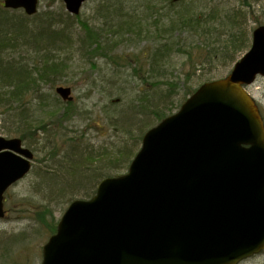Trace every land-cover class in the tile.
Returning a JSON list of instances; mask_svg holds the SVG:
<instances>
[{
  "label": "water",
  "instance_id": "obj_1",
  "mask_svg": "<svg viewBox=\"0 0 264 264\" xmlns=\"http://www.w3.org/2000/svg\"><path fill=\"white\" fill-rule=\"evenodd\" d=\"M87 1L63 0L72 15ZM39 3L4 0L29 16ZM258 76L264 26L227 77L202 84L145 134L126 174L70 204L42 264H241L264 251V121L246 91ZM57 92L73 100L70 88ZM33 159L21 139L0 136V219Z\"/></svg>",
  "mask_w": 264,
  "mask_h": 264
},
{
  "label": "trees",
  "instance_id": "obj_2",
  "mask_svg": "<svg viewBox=\"0 0 264 264\" xmlns=\"http://www.w3.org/2000/svg\"><path fill=\"white\" fill-rule=\"evenodd\" d=\"M188 1L101 0L95 26H92L62 7L28 16L22 10L5 9L0 0V131L17 136L25 143L33 135L32 129L36 131L42 124L40 119L32 116L33 110L41 111L49 119L39 128L44 129L45 138L52 141L48 143L50 149L46 160L40 162L43 167L37 175L42 180V187L37 191L38 195H49L51 200L58 201L57 205L64 201L67 206L75 200V192L77 195L83 193L79 194L83 196L80 199H90L96 194L99 183L111 177L106 166L120 163L118 160L107 163L106 154L88 148L83 150L80 140L64 132V124L71 123L77 112L73 107L75 98L72 102H64L56 89L60 100L54 102L59 106L49 105L46 102L49 97L46 101L43 95L39 97L42 84L54 87L63 78L72 58L67 56L68 59L61 60V56L78 50L92 70L107 67L110 77L102 76L104 79H96L93 85L98 87L96 82H99L102 94L106 86L114 90L107 94L114 109L126 99L122 91L125 86L121 83L125 71L126 76L144 86L131 100L137 107L129 108L161 122L169 115L159 104L163 101L171 105L176 89L170 80L166 81L167 67L174 57L188 59L191 67L188 77L191 78L200 69L211 73L221 67H233L241 57L239 54L250 47L248 13L242 20L240 13L249 3L243 1L239 7L242 10L211 8L198 12ZM183 35L193 41H182ZM133 42L138 45L150 42L152 45L145 43L148 45L138 54L120 50L123 44ZM165 85L172 87H168L167 92L161 91ZM195 90L186 94L184 102ZM61 109L64 122L60 125L51 123ZM122 117L116 119L117 124H126ZM49 126L53 131L47 132ZM121 149L119 155H131L130 149ZM43 207L41 214L53 211L50 205ZM58 222L52 227V234L56 232Z\"/></svg>",
  "mask_w": 264,
  "mask_h": 264
},
{
  "label": "rangeland",
  "instance_id": "obj_3",
  "mask_svg": "<svg viewBox=\"0 0 264 264\" xmlns=\"http://www.w3.org/2000/svg\"><path fill=\"white\" fill-rule=\"evenodd\" d=\"M100 1L101 0H89L86 2L79 17L82 20L88 21L92 26H95V20H97L98 17L97 9ZM197 1L199 2L196 3V0H189L188 2L192 3L198 12L211 8L222 10H232L233 8L241 9L239 7L242 6L243 1L249 3L247 5L248 7L245 10L241 9L242 12L240 13L241 20L245 17V13H248L250 41L252 39V31L260 26H264V0ZM61 7L66 12L65 4L62 0H41L39 11L42 12L50 9L60 10ZM181 38L184 42L193 41L192 38L188 39V36L186 37L183 35ZM134 43L135 42L131 44L125 43L120 50L126 52V54H138L145 45H152L150 42H144L140 45H138V42H136L135 45ZM198 44L199 43L196 45ZM249 48L250 47L244 49L239 55L243 56ZM67 56L71 57L72 61L64 71L63 78L54 87L52 84H42L41 88L43 91L40 93L39 97L43 95L44 101L49 97V100L46 101L49 105H58L54 101L58 102L60 97L55 93V89L60 86L70 87L72 89V96L75 98L73 107L77 112L74 113V119L71 123L64 124V132L69 137L80 140L83 150L84 148H88V150L106 154L108 158H106L108 160L107 163L112 160L120 161V163L118 162L112 166L107 165L106 171L110 173L111 176L123 175L128 172L131 162L142 146L141 138L144 136L143 134L159 124V122L152 117L146 118L144 115L137 113L133 108L132 110L129 108L131 106L137 107V104L134 105V103H131V100H134L144 86L141 83L138 84V82H134V79H130L129 75L126 76L125 71L122 72L123 78L121 83L125 86L122 91L126 99L119 107L114 109L107 99V94L112 93L114 90L112 88L108 89V86H106L102 94L100 91L101 84L96 82L98 87H94L93 85L96 79L102 80L104 77H110L107 67L92 70L85 64L83 56L80 55L78 50H75L72 54L61 56V60L68 59ZM187 60L188 59L182 56L174 57L172 63L167 67L166 81L170 80L176 89L174 90L175 92L172 100L170 98L172 104L170 105L162 101L163 104L160 103L159 106L162 107V109L165 108L164 110L168 115L174 114L180 109V104L182 102L184 103L186 94L190 90L197 89L202 83L207 81V78H211L209 81L224 78L232 69V67H221L213 70L211 73L209 70L201 71L200 69L196 75L189 78L188 75L191 71V67L188 65ZM117 87L116 88L119 89V85ZM168 87L172 86L165 85L162 86L160 90L166 91ZM247 90L252 97L255 98L264 119V77H258L256 82L249 86ZM157 92H159V90H157ZM31 108L32 110L34 109L33 106ZM112 110L115 112H111ZM63 112L64 111L61 109L57 116L51 119V123L57 125L62 124L64 122ZM32 116L35 117V119H40L42 124L43 121H49L48 117L45 116L44 113H41V111L37 112L33 110ZM121 117L126 119L125 125H123V123L120 125L117 124L116 119H120ZM141 123H146V125L144 126V124L142 125ZM42 124L40 126H43ZM40 126L36 131L32 129L33 135L24 143L25 147L34 151L35 154V166L33 171L24 180L13 186L6 195V216L0 219V264H41L43 246L47 243L50 236L53 235L51 231L55 222L60 220L68 207L64 201H59L60 204L57 205L58 201L51 200L49 195L43 196L42 193L40 195L37 194V191H40L42 187V180L37 175L43 167V164L40 162L43 159L46 160L50 149L48 143L52 141L45 138L43 134L45 131L44 129H39L41 128ZM1 129L0 123V130ZM46 130L47 132L53 131L52 126L47 127ZM0 136L6 138L17 137L8 136L1 131ZM125 148L131 150V155H129V157L119 155V149L123 150ZM79 194L83 193L79 192ZM79 194L77 195L75 192L73 197L75 196V199L82 198L83 196ZM45 205H50L53 211H47L46 214H41L43 211L42 208H44L43 206ZM39 210L40 212L36 213ZM4 255L7 256L4 258ZM241 264H264V252Z\"/></svg>",
  "mask_w": 264,
  "mask_h": 264
},
{
  "label": "bare ground",
  "instance_id": "obj_4",
  "mask_svg": "<svg viewBox=\"0 0 264 264\" xmlns=\"http://www.w3.org/2000/svg\"><path fill=\"white\" fill-rule=\"evenodd\" d=\"M2 5H3V7L5 8V9H8V8H6L5 7V5H4V0H2ZM8 10H22L25 14H26V12L23 10V9H8ZM39 12V11H38ZM26 15H28V14H26ZM247 91V90H246Z\"/></svg>",
  "mask_w": 264,
  "mask_h": 264
}]
</instances>
